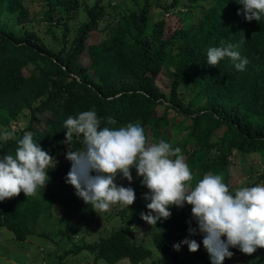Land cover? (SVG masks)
Wrapping results in <instances>:
<instances>
[{"label":"trees","instance_id":"trees-1","mask_svg":"<svg viewBox=\"0 0 264 264\" xmlns=\"http://www.w3.org/2000/svg\"><path fill=\"white\" fill-rule=\"evenodd\" d=\"M25 1L0 0V15L18 14L22 25L28 17ZM38 1L46 2L51 20L55 17L63 23L64 44L53 51L34 32L25 30L18 35L0 28V126L18 120L26 111L30 115L17 138L0 146V156L14 154L17 140L27 131L35 143L63 161L53 168L50 181L45 188L39 187L35 196L26 197L21 192L0 201V227L12 232L17 240L34 235L42 212L76 193L66 183L71 169L66 148L82 149L83 144L82 137L75 135L70 146L61 143L66 139L64 121L69 115L94 109L101 118V127L118 128L139 122L155 136L168 128L169 110L190 119L188 125L175 127L177 133H187L178 147L193 174L188 182L193 187L207 173L222 175L228 186L229 165L235 155L264 154V18L247 21L238 14L243 6L237 0H186L192 7L204 1L210 5L202 10L196 23L169 34L166 17L149 28L150 13L153 8L169 13L182 0H171L169 4L143 0L142 6L110 25L105 40L88 46L91 34L99 31L105 20L104 0L85 8L87 20L78 27L72 42L68 41V22L81 8L80 0ZM221 41L238 45L236 50L248 60L243 71L237 70L229 58L215 67L207 64V49L221 46ZM86 51L89 66L79 61ZM24 70L29 74L25 75ZM163 70L172 73L168 94L156 83ZM185 82L194 91L186 104L179 94ZM160 106L164 113L158 116ZM107 117L114 118L116 124H107ZM229 191L234 193L230 188ZM191 209L188 204L179 210L170 207L171 217L154 224L151 239L159 253L172 261L179 260L178 264H188L180 258L185 251L200 264H211L203 236L199 232L189 235V221L197 227ZM127 228L113 230L97 242L79 245L75 253L87 251L96 264H141L153 252L133 241ZM185 239L196 240L199 250L190 252L181 243ZM177 243L181 244L178 251L174 248ZM258 250L264 248L249 255L247 264H264ZM63 259L59 257L58 264H64ZM224 264H228L227 258Z\"/></svg>","mask_w":264,"mask_h":264},{"label":"clouds","instance_id":"clouds-1","mask_svg":"<svg viewBox=\"0 0 264 264\" xmlns=\"http://www.w3.org/2000/svg\"><path fill=\"white\" fill-rule=\"evenodd\" d=\"M243 6L242 12L249 22L264 18V0H237ZM238 45L225 44L207 49V64L217 66L229 58L237 70L243 71L248 63L236 49ZM107 124L116 121L107 117ZM66 139L61 143L71 145L74 135L82 137V149L69 147L66 158L71 169L66 183L73 186L76 195L97 212H106L111 206L133 205L136 193L132 187L116 183L118 175L132 181V168L142 177L141 183L149 190L144 199L147 212L141 219L156 225L161 219H168L171 206H192V217L197 227L189 221V235L199 232L203 246L209 254L211 264H224L234 253L230 248H239L251 255L257 248H264V183L251 187L237 188L233 192L223 182L220 174L207 173L195 186L193 174L186 163L180 147L160 140L149 143L144 128L139 122L126 126L101 127L97 112L87 110L77 116L69 115L64 121ZM12 133L0 134V139L12 138ZM55 159L40 144L35 143L31 132H24L17 140L14 154L0 156V201L19 196H35L39 187H46L50 181L48 170L56 166ZM95 173V175H93ZM226 237L225 239H222ZM190 252L195 253L200 245L194 239H185ZM181 244L174 248L180 250Z\"/></svg>","mask_w":264,"mask_h":264},{"label":"rangeland","instance_id":"rangeland-1","mask_svg":"<svg viewBox=\"0 0 264 264\" xmlns=\"http://www.w3.org/2000/svg\"><path fill=\"white\" fill-rule=\"evenodd\" d=\"M169 4L171 0H159ZM210 1V0H208ZM204 1L201 6L192 7L186 0H182L180 6L169 13L153 8L150 13V25L166 17L171 34L176 28L196 23L202 10L210 4ZM82 6L72 16L68 22V41L72 42L78 27L87 20L85 8L93 5L96 0H80ZM103 9L105 20L100 24V30L91 34L88 46L102 42L107 38L108 28L114 25V21L143 5V0H104ZM116 6L115 10L113 7ZM24 8L28 11V17L22 25L18 22V14L3 12L0 15V28L22 35L25 30L34 32L43 41L45 46L53 51H58L63 46L64 34L66 33L63 23L50 19L48 15V5L45 1L24 2ZM84 66L90 65V58L86 51L79 60ZM24 74L29 72L24 70ZM172 73L163 70L156 78L157 86L168 94L170 92ZM180 98L184 103H188L194 96V91L190 83L185 82L179 88ZM164 113V107L157 108L158 116ZM30 120L29 112H24L16 121H12L7 126H0V134L12 133V138L8 140L0 139V146L12 139L17 138L20 131ZM167 129H162L160 135H156L149 127H143L149 143L164 140L173 147H178L186 138V131L177 133V127L182 123L188 125L190 119L178 115L174 110L168 111ZM141 124V123H140ZM142 126V125H141ZM177 126V127H175ZM66 152L69 147L66 148ZM63 159L55 158L52 164L57 167ZM54 167V168H55ZM52 169L48 170L51 177ZM132 181L129 182L122 175H118L116 183L125 187H132L136 193V200L133 205L121 207L119 204L113 205L106 212L97 213L89 204H86L77 195L72 194L64 201L54 205L51 209H46L40 215L36 226L35 234L29 236L24 241H19L14 234L5 227H0V264H58L59 257L64 256V264H96L94 256L87 251L75 253L77 246L84 243L97 242L100 237L108 236L113 230L128 227V233L136 243H142L146 248L152 250V256L141 264H178L179 260L172 261L170 257L159 253L155 248L150 233L153 226L143 219L141 213L147 212V201L144 199L145 193L149 190L141 183L142 177L137 175L136 169L132 168ZM264 183V154L235 155L229 165L228 187L235 190L241 187H251ZM172 209L179 210L180 207L171 206ZM234 253L228 259V264H247L248 254H244L236 249H229ZM72 251V252H71ZM68 252V253H67ZM259 259H264V251L258 250ZM188 264H200L185 251L180 256ZM98 264H106L99 261ZM121 264H129L123 262ZM257 264V263H255Z\"/></svg>","mask_w":264,"mask_h":264}]
</instances>
